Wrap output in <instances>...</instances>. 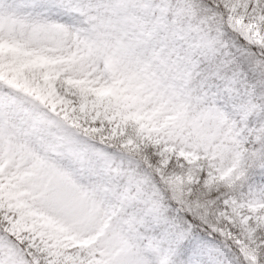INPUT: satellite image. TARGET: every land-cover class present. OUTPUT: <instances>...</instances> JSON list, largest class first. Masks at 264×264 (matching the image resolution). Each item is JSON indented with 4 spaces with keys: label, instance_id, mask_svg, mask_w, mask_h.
Segmentation results:
<instances>
[{
    "label": "snow or ice",
    "instance_id": "1",
    "mask_svg": "<svg viewBox=\"0 0 264 264\" xmlns=\"http://www.w3.org/2000/svg\"><path fill=\"white\" fill-rule=\"evenodd\" d=\"M0 264H264V0H0Z\"/></svg>",
    "mask_w": 264,
    "mask_h": 264
}]
</instances>
